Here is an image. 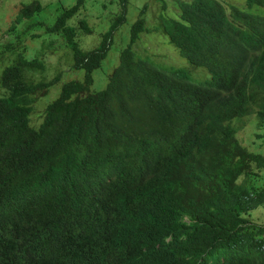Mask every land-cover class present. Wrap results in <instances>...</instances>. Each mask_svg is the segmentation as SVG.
Segmentation results:
<instances>
[{"label": "trees", "instance_id": "trees-1", "mask_svg": "<svg viewBox=\"0 0 264 264\" xmlns=\"http://www.w3.org/2000/svg\"><path fill=\"white\" fill-rule=\"evenodd\" d=\"M118 1L89 49L76 40V28L90 32L86 21L66 24L83 0L46 27L83 74L62 81L36 125L33 103L60 72L33 81L43 63L25 56L20 32L1 45L0 264H264V222L248 219L264 204V156L239 143L233 124L253 113L264 137V0H175L176 18L132 22L129 43L159 29L208 80L127 45L90 91L124 21ZM41 8L20 2L15 17Z\"/></svg>", "mask_w": 264, "mask_h": 264}, {"label": "rangeland", "instance_id": "rangeland-1", "mask_svg": "<svg viewBox=\"0 0 264 264\" xmlns=\"http://www.w3.org/2000/svg\"><path fill=\"white\" fill-rule=\"evenodd\" d=\"M29 1L31 0H0V49L6 41L14 42L12 36L16 32H20V37H24L23 42L28 47L25 56L35 58L43 63L42 70H32L33 81L49 79L56 72H60V80L50 86L48 92L33 103L29 119L33 125H36L40 121L42 106L55 97L62 81L71 78L80 79L83 71L70 68V50L61 45V40L56 42L59 38L58 33L50 34L46 31V27L53 23L61 7L73 4L74 0H38L42 6L38 12L28 18L16 19L20 2L27 3ZM223 1H230L238 6L242 3L241 0ZM175 2V0H126L124 21L113 32L110 47L99 67L91 71L90 91L103 88L106 75L117 62L119 50L128 44L131 23L141 17L144 26L149 28L159 25L160 17L176 18L178 9ZM143 5H145L144 9ZM119 9L118 0H83L77 13L66 21L67 25L76 26L77 19L83 18L91 30L90 33H82L76 28L78 46L84 50L94 47L99 41V35L104 30L106 31ZM251 11L260 13L262 8L253 6ZM9 26H14V29H9ZM131 48L135 55L145 57L157 66L166 69L184 68L187 77L194 82L209 79L206 69L202 66L191 65L184 57L180 56L174 45L159 29H149L140 33ZM5 63H7L6 59L0 60V69ZM233 124L237 126L235 136L239 143L248 150L264 156V137L260 135L261 131L255 126L254 114L250 113L240 119H235ZM248 219L254 223L264 222V204L251 211Z\"/></svg>", "mask_w": 264, "mask_h": 264}, {"label": "clouds", "instance_id": "clouds-1", "mask_svg": "<svg viewBox=\"0 0 264 264\" xmlns=\"http://www.w3.org/2000/svg\"><path fill=\"white\" fill-rule=\"evenodd\" d=\"M124 16H125V13H124ZM136 19H137V18H136ZM131 24H132V23H131ZM90 32H91V30H90ZM90 32H89V33H90ZM139 34H140V33H139ZM139 34H138V36H139ZM99 39H100V38H99ZM137 39H138V37H137ZM137 39H136V40H137ZM136 40H134L132 43H129V37H128V44H127V45L130 47L131 50H132L131 46H132V44H133ZM98 42H99V41H98ZM98 42H97V43H98ZM127 45H126V46H127ZM123 48H124V47H123ZM123 48H121V49H123ZM132 51H133V50H132ZM133 53H134V52H133Z\"/></svg>", "mask_w": 264, "mask_h": 264}]
</instances>
